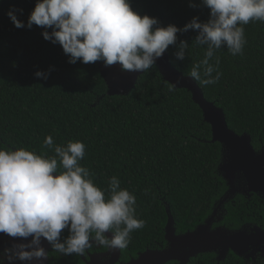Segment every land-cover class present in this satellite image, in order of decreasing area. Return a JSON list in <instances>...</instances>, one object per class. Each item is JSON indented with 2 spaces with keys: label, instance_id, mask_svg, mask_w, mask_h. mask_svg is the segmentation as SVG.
I'll list each match as a JSON object with an SVG mask.
<instances>
[{
  "label": "trees",
  "instance_id": "trees-1",
  "mask_svg": "<svg viewBox=\"0 0 264 264\" xmlns=\"http://www.w3.org/2000/svg\"><path fill=\"white\" fill-rule=\"evenodd\" d=\"M36 2L0 0V149L26 148L52 156L54 152L43 147L49 135L55 144L85 143L81 164L94 173L96 185L107 188L110 178L117 176L121 187L136 196V215L145 224L131 233L123 249L126 256L166 247L168 206L177 234L203 224L228 187L219 172L222 145L211 142L212 128L192 94L170 92L172 85L154 65L129 95L107 96L99 69L102 61L71 64L60 44L44 39V28L27 27ZM130 2L134 11L157 18L163 27L183 28L194 17L201 22L210 18L202 0ZM13 6L22 10L16 13L25 25L22 28L7 15ZM244 29L243 55L232 56L225 46L216 53L220 80L213 85L196 82L206 99L224 110L229 128L239 135L249 134L253 147L260 150L264 146V22H250ZM197 35L196 30L177 33V43L189 44L183 61L175 60V46L166 50L173 66L186 76L204 58V48L193 43ZM50 68L46 80L35 75ZM225 211L221 224L237 229L260 222L264 207L257 196L239 195L226 204ZM189 264L253 263L231 252L222 262L215 254H201Z\"/></svg>",
  "mask_w": 264,
  "mask_h": 264
},
{
  "label": "clouds",
  "instance_id": "clouds-1",
  "mask_svg": "<svg viewBox=\"0 0 264 264\" xmlns=\"http://www.w3.org/2000/svg\"><path fill=\"white\" fill-rule=\"evenodd\" d=\"M202 4L210 9L208 21L194 17L179 28L159 26L157 18L141 16L130 0H37L27 27L44 28V39L60 44L71 64L102 61L105 67L119 64L127 72L152 68L170 45L176 48L175 60H185L189 44L177 43V33L196 30L193 43L204 48V58L192 65L189 76L213 85L222 76L216 53L226 46L232 56L243 55L244 25L264 22V0H202ZM17 11L22 12L13 6L7 15L22 28ZM51 71L35 75L46 80ZM168 90L174 92L175 85ZM43 147L54 155L0 149V233L32 237L27 244L5 249L0 264L16 259L43 264L49 253L42 238L63 255H84L93 245L111 252L127 248L131 233L145 224L136 215L135 194L122 188L117 176L110 178L107 188L97 186L94 173L81 164L86 155L82 141L55 144L49 135ZM65 229L69 234L62 240Z\"/></svg>",
  "mask_w": 264,
  "mask_h": 264
},
{
  "label": "water",
  "instance_id": "water-1",
  "mask_svg": "<svg viewBox=\"0 0 264 264\" xmlns=\"http://www.w3.org/2000/svg\"><path fill=\"white\" fill-rule=\"evenodd\" d=\"M156 67L166 82L175 85V89L189 91L194 102L202 110L205 122L212 128L211 142L222 145L219 172L226 181L228 190L220 199L213 214L203 224L183 234H177L176 222L168 206V222L165 227L166 247L148 249L125 264H168L172 261L189 264L193 258L201 254H215L217 262H222L231 252L240 258H250L252 256H246V252L250 247L262 243L264 237L250 235L245 228L232 230L226 226L215 227V224L223 221V218L218 217V211L222 208L225 210L226 204L234 200L238 194L247 196L250 193H264V147L257 151L249 134L239 135L231 130L224 110L206 99L196 80L184 75L173 66L167 51L157 60ZM99 69L108 87L107 96L129 95L136 87L139 78L146 73V71L127 72L122 70L119 64L105 67L103 62L99 64ZM107 234L112 235L111 232ZM5 235L7 238L4 242L5 249L12 248L14 244H27L32 239V237L25 239ZM42 246L49 253L51 245L46 239L42 238ZM109 253H111L110 263H97L98 261L95 260L90 264H115L120 259L122 250L109 251ZM5 264L8 262L6 261ZM11 264H41V262L16 259ZM43 264H49V255Z\"/></svg>",
  "mask_w": 264,
  "mask_h": 264
},
{
  "label": "flooded vegetation",
  "instance_id": "flooded-vegetation-1",
  "mask_svg": "<svg viewBox=\"0 0 264 264\" xmlns=\"http://www.w3.org/2000/svg\"><path fill=\"white\" fill-rule=\"evenodd\" d=\"M257 151H259V150H257ZM239 195L240 194H238L237 196H239ZM241 196L247 197L249 199H252L254 196H257V198L261 201V205L264 207V193H258V194L250 193V194H247V196L242 194ZM225 214H226V211L223 208L218 211V217L223 218L222 220H224ZM221 223L215 224V227L225 226V225H222ZM242 228H245L246 231L250 235H255V236L260 235V236L264 237V235H262V233L264 234V214L261 217L260 222H248V223L244 224L243 226H241L240 228L232 229V230H240ZM68 234H69L68 230L65 229L62 233V240H63V238H66L68 236ZM6 239H7L6 235L4 233H0V258H4V256H3V254L5 252L4 242ZM138 254L136 256H133L131 254H128L126 256L124 254V251L122 250L120 259L115 264L128 263L132 259L137 258ZM246 256H252L250 258H242L247 263H253V264L264 263V239H263L262 243H260L259 245H255L253 247H250L248 249V251L246 252ZM215 258H216V256H215ZM95 260L98 261L97 263H110L111 253H109L108 249H105L102 246H95V245H93L92 248L88 249L86 251V254L80 255V256H77L74 254L73 255H63V254H60L58 252H54L52 249V246H51V249L49 251V264H90L91 262H93Z\"/></svg>",
  "mask_w": 264,
  "mask_h": 264
}]
</instances>
